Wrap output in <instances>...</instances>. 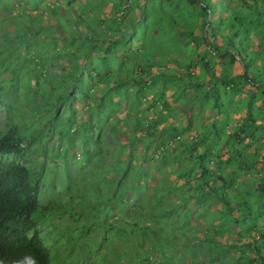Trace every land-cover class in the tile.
I'll list each match as a JSON object with an SVG mask.
<instances>
[{
  "label": "trees",
  "instance_id": "trees-1",
  "mask_svg": "<svg viewBox=\"0 0 264 264\" xmlns=\"http://www.w3.org/2000/svg\"><path fill=\"white\" fill-rule=\"evenodd\" d=\"M45 1L16 0L23 11L13 14L8 7L12 0H0L3 13L8 14L6 26L0 28V95L7 96L4 90L10 82L18 90L14 82L19 74L20 83L28 82L27 94L45 103L38 111L43 112L46 107L52 135H58L60 140L68 137L71 146L76 138H84L85 132L91 136L87 145L97 138L98 147L86 151L96 170L92 172L93 177L90 172L82 176L84 180L93 178L95 182L99 177L97 172L105 164L101 161L100 125L103 119L105 122L114 119L113 110L123 113L128 109L123 119L114 120L120 127L110 126L118 147H122L121 154L126 150L124 140H128L133 149L141 143L145 160L162 164L164 169L175 166L169 175L190 182L189 188L198 193L201 204H210L209 196L223 204L214 213L207 210L197 215V219L206 221V226L195 230L198 237L188 242L186 257L183 258V253L179 255L178 264H264V225L261 223L264 220V0H54L53 3L48 0L46 4L50 6L45 7L54 19L53 26L44 23L45 12H40ZM30 6L36 15L29 14ZM56 33L58 37L54 36ZM63 58L67 60L66 65L59 69L51 65L54 60L61 62ZM15 61L18 65H14ZM26 64L32 66L29 72L36 78L35 87L19 68ZM238 66H242V72L237 71ZM169 91H172V100L187 109L186 120L178 127L171 124L159 129L161 121L174 116L169 107ZM56 94L58 108L54 102ZM159 99L164 102L166 117L159 115L148 121L146 115H140L141 107H155ZM79 101L92 113L81 122H78L79 111L74 103ZM66 108L70 109V114L63 120ZM181 109L178 107L179 112ZM7 110L6 129H0L3 135L0 158L16 153L23 156V161L1 163L0 176L17 174L30 193L45 199L50 197L60 202L85 199L88 194L81 191L82 186L75 185L74 173L67 176L66 186L70 185L67 191L59 192L56 185L44 187L33 178L29 182L28 176L34 173L27 154L33 147V137L23 134L15 125L16 105H7ZM206 111L215 119L202 126L198 118ZM243 113V122L230 128L233 116ZM60 121L65 122L67 128H58ZM72 124H76L74 130ZM125 127L135 131L147 128L148 131L146 137L129 136L125 134ZM115 128H119V132ZM175 144L179 148L173 155L170 151ZM159 149L162 151L157 153ZM180 163L181 166L184 163L182 168ZM126 170L131 172V169ZM102 189V184L95 186V191ZM173 191V188L169 190ZM10 200V184L3 182L0 207ZM120 202L117 197L112 203ZM149 202L150 212L133 216L139 221L136 225L141 224V227L139 232L129 234L138 233L139 237L135 244L138 253L132 255L150 263L145 248L157 240L156 254L166 259L162 264H176L163 250L164 245L176 247L175 242L166 239V231L160 233L142 224L145 219L161 216L162 196L156 194ZM51 208L58 209L53 205ZM164 213L171 216L174 209H166ZM125 215L130 217L133 212ZM193 215L189 210L183 215L187 226ZM1 216L0 213V220ZM29 231L30 225L17 216L12 206L11 230L1 241L0 248L11 255L29 252L25 235ZM120 232L127 234L123 228ZM112 248L115 255L117 247ZM200 255L205 259L199 262ZM36 256L40 264H49L48 250L43 249ZM128 263L126 260L121 264Z\"/></svg>",
  "mask_w": 264,
  "mask_h": 264
},
{
  "label": "rangeland",
  "instance_id": "rangeland-1",
  "mask_svg": "<svg viewBox=\"0 0 264 264\" xmlns=\"http://www.w3.org/2000/svg\"><path fill=\"white\" fill-rule=\"evenodd\" d=\"M54 0H49V2L53 3ZM66 1V0H62ZM45 1L44 4H42L44 7L41 8L40 12H45L44 13V23L47 25L53 26V17L49 16V10L45 7V5L50 6L49 3ZM10 8V11L13 14L20 13L22 14L23 8L18 7L16 0H12V2L8 5ZM29 14L36 15V11L33 10L30 6L28 9ZM8 19V14L3 13L2 6H0V28H4L7 24L6 20ZM8 25L10 28L13 30L14 26L13 24L10 23L8 20ZM36 28V26H33ZM55 37H58L59 34L56 33L54 35ZM0 40H1V29H0ZM8 40H11L9 38ZM221 40V39H220ZM222 43V40L220 41ZM5 51H9L7 47H5ZM71 52V48L68 49ZM23 54H25V50L22 49L21 51ZM69 52V53H70ZM7 55V54H6ZM67 60L63 58L61 62L58 60H54L51 65L53 67H56L59 69L61 65H66ZM14 65H18V63L15 61ZM170 67H173L174 64H169ZM22 69L23 72V77L25 78H30L33 87L36 85V78H34L29 70L32 68V66H29L26 64L23 67H19ZM69 69V68H68ZM217 73H221V68L218 66L217 68ZM68 71H71L69 69ZM238 72H242L243 68L242 66L237 67ZM199 74V72H196ZM20 77L18 74V78L16 82H14V85L18 90H15L14 86L11 84L12 82L8 83L6 86V93L8 95V98L6 101H9L10 104H14L15 101L17 104H22L26 106L28 109L32 106V103L37 102V105L40 108V105L44 107V104L42 101L39 99L36 101V96L35 98L29 96L27 94L28 91V82H19ZM103 88V85H101ZM33 94L36 95L35 91H32ZM172 91L168 92V101H170L169 107H171V111L173 112L174 116H170L167 118L166 121H161L159 123L158 128L163 129L165 127L170 126L171 124H174L176 127L179 126L180 122L184 123L185 122V117L184 113H187V109L185 106L178 105L177 102L173 101L171 96H172ZM57 94L55 96L54 102L56 104V107H59V101L57 99ZM154 97V95H152ZM134 98V97H133ZM245 98V96L242 97V99ZM41 99V98H40ZM23 103H21V102ZM31 103V104H28ZM58 103V105H57ZM75 107H77L79 111V116H78V122H81L84 119H89L91 117V112L88 106L84 102H74ZM34 105H36L34 103ZM55 107V108H56ZM178 107H181L182 112H179ZM128 109H125L123 113L118 112L116 109L113 110V112L110 114L114 119H110L109 122H105V119H103V123L100 125L101 126V139H102V145L100 148L101 155H102V160H104L105 164L102 165L101 171H98L97 173L99 174V177L96 180L97 184H102L103 186V192L107 193L109 192L110 196H117L119 200L122 201L118 204V208L114 210V218L113 220H108L107 226H110L111 229V240L112 243L115 247H117L116 251V259L113 260L114 264H121L122 261L129 260L128 264H154L156 262L162 264V262L165 259L160 257L157 253V250L154 247V244H159L157 240H154V244L147 245L145 250V255H150L151 262L147 263L142 260H137L135 259L132 254L138 253V249L136 248V243L139 240L138 233L136 235H129L132 231H137L139 232V228L141 227V224L137 226L136 224L139 223L137 218H133L134 215L138 216L140 213H147L151 211V208L149 207L150 202L149 200L156 194H160L162 196V206L161 209L159 210V213L161 216L159 218H153L151 220L145 219L143 220L142 224L146 223V225L150 228L156 229L157 232L162 233V230L166 231V239H169L171 242H175L176 247L172 248L168 246H163V250L166 252L167 257L172 259L176 264H178L180 261L177 259L179 255H181L183 258L186 252V245H188V242H191V239L195 237H198L195 235L197 232H195L196 229H200L202 226H206V221L204 219H197V215H203L205 211H209V213H214L218 208L223 207V204L220 202H217L214 197H208L210 199V204L204 205L203 203L201 204L198 201V193L195 192V190L189 188V183L183 178L177 179L174 174L169 175L170 172H172L176 167L171 165V166H166V168H162V164H156L152 160H145V150L141 143H137L136 147L133 149L132 144L128 140L126 141L123 145L126 147V150L124 151L123 154H121V148L118 147L116 139H114L113 134H111V128L110 126H117L120 127L121 124H116L114 120H117V118L123 119L125 117V114L127 113ZM55 110H53L54 112ZM65 112L67 113H62V119L67 120L70 114V109L66 108ZM29 117L27 119H22L21 121L26 124L27 126V131L29 132H35L38 130V127L41 125V123L46 122L48 119V114L45 113L44 111H33L28 113ZM146 115L148 121L153 120L157 118L159 115H162L166 117L167 111L166 108L164 107V102L162 100H158L157 104L155 103V107L151 106L147 108L146 106L141 107V113L140 115ZM6 112L2 110V113L0 115V120L1 117H5ZM245 117V113L243 114H235L233 116V122L230 124V128L235 127L237 125H240L243 122V119ZM51 119V118H50ZM215 117L210 113V111H206L205 115H201L200 118H198V122L200 125L204 126L206 124L209 125L210 122L214 121ZM97 120L96 117H94V123L96 124ZM133 123V122H131ZM58 128L61 127H66V123L60 121L59 122ZM64 125V126H63ZM72 129L74 130L76 124H72ZM147 127V125H146ZM125 134L126 135H135L137 134L139 137H146V132L148 130L144 131H135L134 129L131 128H126L125 127ZM116 132H119V128H115ZM94 135V134H93ZM58 135H55L51 139V145L53 146V149L55 151L54 159L56 162H52L55 164V169L56 172L58 171L57 181L60 184L58 190L60 191H67L70 188L69 186H65V184H68L69 181L67 180V176L70 174H75L77 177V180L75 181V185L79 184V187L82 186V191L86 192V194L90 195L94 192V188L97 184L93 183L90 181V178H87L84 180L82 179V176L85 172H90L92 173L93 171L96 170L95 167H93L94 162L89 160V155L86 153L88 149H96L98 147V139H94L92 141L91 145H87L90 133L85 132V137L84 138H76L75 139V144L73 146L70 145V141L68 137H65L63 140H59ZM84 139V140H83ZM190 141L193 139L190 138ZM175 141V140H174ZM67 146H69L70 150L66 151ZM179 146L177 144L172 146V150L170 152L175 153L178 152ZM59 150H62L61 157L64 153V155L68 158H65L63 161L60 160L59 158ZM124 150V149H123ZM254 150V148H252ZM158 150L157 153H159ZM122 156V160H119V157ZM105 157V159L103 158ZM96 159V158H95ZM49 160L47 162L48 166H50L52 163ZM58 162V163H57ZM184 163H180V168H182ZM126 169H131V172H128L130 170ZM42 170V169H38ZM80 171V172H79ZM127 172V174L124 172ZM79 172V174H78ZM94 174V173H93ZM120 174V175H118ZM106 178H104V177ZM133 176H135V183L133 187L131 188V184L133 182ZM55 177L54 174H49L46 178L47 183H51L52 178ZM108 183V184H107ZM173 188V192L170 193L169 190ZM181 188V189H180ZM124 194L126 197L120 198L119 195L121 196ZM99 192L96 191V196L97 199H99ZM196 198H191L195 197ZM117 197H114V201L117 199ZM207 198V197H206ZM112 201V202H114ZM149 203H148V202ZM71 203V202H70ZM173 208L174 213L171 216L166 215L164 212L165 210H169ZM105 216L106 214L111 215V212L113 211L108 210V206H105ZM194 212V215L192 218H190L189 225L187 226V221L186 218H184V214L187 211ZM110 211V213H108ZM128 211H132L133 215L132 216H126L125 214L128 213ZM113 213V212H112ZM210 217V216H209ZM120 220V221H119ZM119 221V222H117ZM186 221V222H185ZM114 223V224H113ZM201 223V224H200ZM262 225H264V220H262ZM200 226V227H199ZM115 227V228H114ZM191 227V228H190ZM103 228V227H101ZM121 228L125 229L127 231V234L122 235L121 234ZM233 229H236V226H232ZM199 235L202 236L201 233H198ZM214 233L212 232V235ZM173 235H176L178 238H174ZM220 241L221 238H220ZM123 250V251H122ZM154 254H156L154 256ZM176 259V260H174ZM190 261V257L187 258ZM205 257L203 255H200L199 260H203ZM156 260V262L154 261ZM206 260H204L205 262ZM200 262V261H199ZM156 263V264H158ZM200 264H202L200 262Z\"/></svg>",
  "mask_w": 264,
  "mask_h": 264
},
{
  "label": "clouds",
  "instance_id": "clouds-1",
  "mask_svg": "<svg viewBox=\"0 0 264 264\" xmlns=\"http://www.w3.org/2000/svg\"><path fill=\"white\" fill-rule=\"evenodd\" d=\"M7 98L8 95L6 97L0 95V115L2 110L6 112V116L1 117L3 121L0 120V129H6L9 119L7 105H16L15 125L20 127L23 134L32 135L33 137V147L27 154V158L32 160L31 167L34 173L33 176H28L29 182L33 178L37 183L44 184V187L56 185L58 190L60 186L56 177L58 171L56 172L55 164L52 163L56 162V158H53L55 151L51 145V139L55 135L51 134L50 123L47 121L41 123L35 132L27 131L26 124L21 120L27 119L29 117L28 113L38 111L39 106L37 105L36 108V105H34L37 102L32 103V106L28 109L22 104H17L16 101L14 104H10L9 101H6ZM45 110L46 107L43 111L45 112ZM41 129H44V132H41ZM39 131L40 133H38ZM0 137H3V135H0ZM26 146V144L22 145L23 148ZM44 150H47L45 153L47 157L43 153ZM67 150H70L69 146H67ZM59 152L61 161L68 158L64 153L61 157L62 150H59ZM22 157L16 153H11L0 158V164L10 161L22 162ZM49 160L52 163L50 166L47 164ZM28 166L30 167V164ZM39 168L42 170H38ZM51 173L55 177L52 178L51 183H47L46 178ZM91 175L93 177V173ZM3 182L10 184L11 200L0 207V213L2 214L0 243L4 240L7 232L11 230L12 206L15 208L17 216L20 219L24 218L26 223L30 225V231L25 234L29 252L11 255L4 248H0V264H40V259L36 254L42 252L43 249L50 252L49 264H114L113 260L116 259V256L113 255L112 232L107 224L108 220L115 219L114 210L118 208L119 204L112 203L115 195L111 197L109 192L104 193L102 189V191H98L100 195L97 199L94 188L91 196L86 195L85 199H66L60 202L51 200L50 197L45 199L42 195L36 196V194L30 193L17 174H14L13 177L6 174L0 176V187ZM91 182L96 184L93 178ZM52 205L58 209L51 208ZM105 206H108V210H113L111 215H104ZM3 223H6V225Z\"/></svg>",
  "mask_w": 264,
  "mask_h": 264
}]
</instances>
